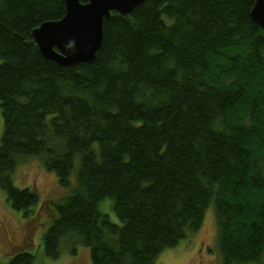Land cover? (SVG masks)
<instances>
[{
	"label": "trees",
	"instance_id": "16d2710c",
	"mask_svg": "<svg viewBox=\"0 0 264 264\" xmlns=\"http://www.w3.org/2000/svg\"><path fill=\"white\" fill-rule=\"evenodd\" d=\"M88 0H80L86 3ZM256 0H144L102 23L93 60L42 58L32 29L64 0H0V189L24 214L39 198L12 175L30 160L68 193L42 235L56 259L154 264L212 207L222 264L264 254V43ZM112 200L119 223L98 203ZM5 264H35L24 250Z\"/></svg>",
	"mask_w": 264,
	"mask_h": 264
},
{
	"label": "rangeland",
	"instance_id": "374dc122",
	"mask_svg": "<svg viewBox=\"0 0 264 264\" xmlns=\"http://www.w3.org/2000/svg\"><path fill=\"white\" fill-rule=\"evenodd\" d=\"M2 129L0 113V137ZM12 182L17 188H34L39 201L32 212L24 214L10 207L5 192L0 189V264L7 263L19 250L31 253L35 264H93L88 249L83 246L77 248L75 255L64 251L56 259H50L43 253L41 239L56 214L54 204L68 193L69 188L60 186L55 174L45 170L36 160L16 168ZM98 207L111 221L119 223L110 198L101 200ZM214 219L211 207L198 230L162 252L154 264H222L216 246ZM260 260L264 264V254Z\"/></svg>",
	"mask_w": 264,
	"mask_h": 264
},
{
	"label": "water",
	"instance_id": "95a60500",
	"mask_svg": "<svg viewBox=\"0 0 264 264\" xmlns=\"http://www.w3.org/2000/svg\"><path fill=\"white\" fill-rule=\"evenodd\" d=\"M144 0H64L65 14L32 29L30 35L45 60L61 66L93 60L102 42V23L112 11L129 15ZM252 20L263 30L264 0H256L250 11Z\"/></svg>",
	"mask_w": 264,
	"mask_h": 264
}]
</instances>
